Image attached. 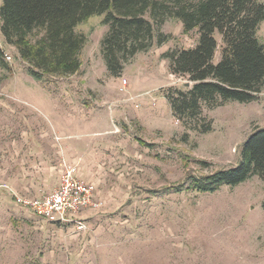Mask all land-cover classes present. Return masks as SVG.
Listing matches in <instances>:
<instances>
[{
	"label": "rangeland",
	"instance_id": "1",
	"mask_svg": "<svg viewBox=\"0 0 264 264\" xmlns=\"http://www.w3.org/2000/svg\"><path fill=\"white\" fill-rule=\"evenodd\" d=\"M104 17L76 27L86 37L80 69L42 80L0 31L8 62L0 65V264H264V179L214 192L180 187L190 175L238 165L246 139L264 128V85L252 102L204 105L209 132L186 127L165 93L193 82L172 74L162 55L194 47L198 31L186 32L176 18L155 24L170 39L113 75L101 49ZM257 38L264 44V20ZM66 164L94 176L103 201L77 216L82 229L43 220L16 201L53 191Z\"/></svg>",
	"mask_w": 264,
	"mask_h": 264
},
{
	"label": "trees",
	"instance_id": "2",
	"mask_svg": "<svg viewBox=\"0 0 264 264\" xmlns=\"http://www.w3.org/2000/svg\"><path fill=\"white\" fill-rule=\"evenodd\" d=\"M102 14L109 28L101 49L113 75H119L138 52L170 39L156 33L155 24L176 18L186 32L198 31L194 47L169 49L162 55L172 74L193 82L187 91L169 87L165 93L173 116L186 127L204 133L212 129V120L202 116L204 105L213 108L229 100L249 103L258 98L264 85V44L257 29L264 20V3L255 0H2L0 31L29 64V74L42 80L45 75H68L80 69L86 37L76 27ZM219 47L220 59L215 61ZM0 65H8L1 46ZM254 175L264 179V128L246 139L237 166L190 175L180 187L214 192Z\"/></svg>",
	"mask_w": 264,
	"mask_h": 264
},
{
	"label": "built area",
	"instance_id": "3",
	"mask_svg": "<svg viewBox=\"0 0 264 264\" xmlns=\"http://www.w3.org/2000/svg\"><path fill=\"white\" fill-rule=\"evenodd\" d=\"M6 59L11 60V56L6 54ZM126 84L127 80H123V88ZM96 191V184L83 179L76 165L66 164L61 171L59 185L53 191L33 198L17 196L16 201L43 220L59 224L77 223L82 229L84 221L77 216L103 205Z\"/></svg>",
	"mask_w": 264,
	"mask_h": 264
},
{
	"label": "crops",
	"instance_id": "4",
	"mask_svg": "<svg viewBox=\"0 0 264 264\" xmlns=\"http://www.w3.org/2000/svg\"><path fill=\"white\" fill-rule=\"evenodd\" d=\"M80 169H79V174L81 175V177L83 179L88 180V181H92V182L95 183V177L94 176L90 175V173L88 174L87 172H85L86 170H84V169L80 170ZM96 187H97V191H96L97 192V196L100 198V192H99L97 184H96Z\"/></svg>",
	"mask_w": 264,
	"mask_h": 264
},
{
	"label": "water",
	"instance_id": "5",
	"mask_svg": "<svg viewBox=\"0 0 264 264\" xmlns=\"http://www.w3.org/2000/svg\"><path fill=\"white\" fill-rule=\"evenodd\" d=\"M190 85V83H188V86Z\"/></svg>",
	"mask_w": 264,
	"mask_h": 264
}]
</instances>
